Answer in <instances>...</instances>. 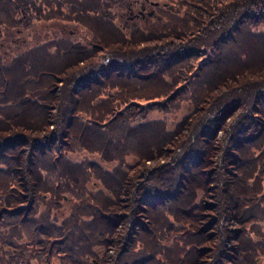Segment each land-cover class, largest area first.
I'll return each instance as SVG.
<instances>
[{
    "label": "trees",
    "instance_id": "trees-1",
    "mask_svg": "<svg viewBox=\"0 0 264 264\" xmlns=\"http://www.w3.org/2000/svg\"><path fill=\"white\" fill-rule=\"evenodd\" d=\"M262 224L264 0H0V264H260Z\"/></svg>",
    "mask_w": 264,
    "mask_h": 264
},
{
    "label": "rangeland",
    "instance_id": "rangeland-1",
    "mask_svg": "<svg viewBox=\"0 0 264 264\" xmlns=\"http://www.w3.org/2000/svg\"><path fill=\"white\" fill-rule=\"evenodd\" d=\"M144 9V8H143ZM142 13V12H141ZM154 13V9L152 7H149L147 5V7H145V10H144V15L148 16V17H151ZM144 17V16H142ZM53 24V23H52ZM60 25H63L65 26V32L63 33H66L67 31L68 32H72V31H75L73 30L74 27L71 26L70 23H64V22H58L56 24H53V26H55L56 28H58ZM77 27H80V26H77ZM82 28V27H81ZM83 29V28H82ZM84 32V31H83ZM53 32H49L48 29H43L42 26L40 25H34L30 32H29V39L32 40V42H37L39 40V38H42L43 36H51ZM164 79H167V78H164ZM165 84H167V81H165ZM189 90H192V86H189ZM145 91V90H144ZM102 93V94H101ZM100 96L97 98V100H100V99H103L105 97V95L103 96L104 93L106 94H109V96L111 97H115L117 95V91L114 90V89H105V92L104 90H102ZM162 97H159L158 99H161ZM146 101V100H145ZM142 104H145V106H143V108L139 109L138 107H135V106H131L129 108V112L131 114H134V117L137 119V120H149V119H155L156 121H158V124L155 126L158 130H160L161 132L164 131V126H165V129L166 130H173V123H176L180 120V118L186 114L188 112V107H183L182 108H179V109H176L172 112H169V113H165L164 112H161V109H162V106L163 105H159L157 103H152L151 101H148V102H140ZM146 103H150V104H147ZM124 106H118V108L116 110H121L123 109ZM108 116V115H107ZM107 116H105L104 118H106ZM210 117V116H209ZM175 129V128H174ZM223 137V133L222 131H219L218 134H217V138L220 140L221 138ZM228 142V139L226 138L224 143L225 145L227 144ZM223 151H224V144H223V147H222ZM185 149H177L176 152L174 153L173 157L170 159V163H173L174 161L177 162L181 159V155L183 153ZM222 152V151H221ZM222 154L220 153L219 155H216V157L214 159H216L217 157L220 159L222 158L221 156ZM77 158L79 159H82L83 158V154L79 153ZM93 158V157H92ZM95 158V157H94ZM97 159V158H95ZM221 160V159H220ZM160 164H162L160 162ZM168 165V163L166 164ZM165 167H169V166H165ZM168 221H170V218H167ZM180 224H178L179 226ZM264 225V224H262ZM260 226V225H259ZM176 227V225L174 226ZM255 237V236H254ZM254 239H260V238H254ZM167 244L166 247H173V245L175 244L174 240H166L165 243H163V246H165ZM180 246H184L183 244L180 245ZM138 248V247H137ZM136 248V249H137ZM135 249V250H136ZM173 251V249H172ZM109 255L113 256L114 255V251H108ZM141 253L138 252V256L140 255ZM161 263H164V259L163 258H159L158 259ZM212 260V259H211ZM210 260V261H211ZM32 263L34 264V261L35 260H32ZM64 260L60 261V258L59 257H56L54 261H52L53 264H61ZM94 263H97L96 260H93ZM260 264H264V259L263 261L260 262Z\"/></svg>",
    "mask_w": 264,
    "mask_h": 264
}]
</instances>
